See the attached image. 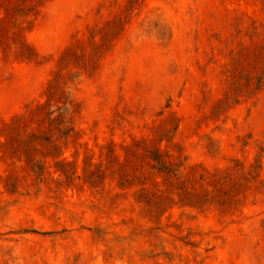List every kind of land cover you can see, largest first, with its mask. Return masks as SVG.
<instances>
[{
	"label": "rangeland",
	"instance_id": "374dc122",
	"mask_svg": "<svg viewBox=\"0 0 264 264\" xmlns=\"http://www.w3.org/2000/svg\"><path fill=\"white\" fill-rule=\"evenodd\" d=\"M0 264H264V0H0Z\"/></svg>",
	"mask_w": 264,
	"mask_h": 264
},
{
	"label": "trees",
	"instance_id": "16d2710c",
	"mask_svg": "<svg viewBox=\"0 0 264 264\" xmlns=\"http://www.w3.org/2000/svg\"><path fill=\"white\" fill-rule=\"evenodd\" d=\"M154 160L158 162L161 166L158 167V171L163 172V173H172V170L170 167L173 166V163L165 159L163 154L157 152L155 157H152Z\"/></svg>",
	"mask_w": 264,
	"mask_h": 264
}]
</instances>
